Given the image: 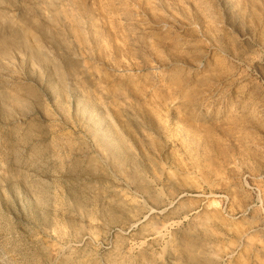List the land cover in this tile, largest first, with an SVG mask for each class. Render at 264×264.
Masks as SVG:
<instances>
[{"label": "rangeland", "instance_id": "1", "mask_svg": "<svg viewBox=\"0 0 264 264\" xmlns=\"http://www.w3.org/2000/svg\"><path fill=\"white\" fill-rule=\"evenodd\" d=\"M0 264H264V0H0Z\"/></svg>", "mask_w": 264, "mask_h": 264}, {"label": "bare ground", "instance_id": "2", "mask_svg": "<svg viewBox=\"0 0 264 264\" xmlns=\"http://www.w3.org/2000/svg\"><path fill=\"white\" fill-rule=\"evenodd\" d=\"M217 24V23H216ZM163 27V26H162ZM7 38V37H6ZM35 57H36V59L37 60H42V61H44V58L38 53V54H36L35 55ZM197 67V66H196ZM202 68V67H201ZM18 101V100H17ZM259 120V119H258ZM44 151V150H43ZM108 172V171H107ZM109 174V173H108ZM107 174V175H108ZM166 177V176H165ZM118 183V182H117ZM137 187H138V189L139 190H141L143 193H145V192H147L148 191V187L145 185V184H143V182L141 183L140 182V180H138V183H137ZM44 191V190H43ZM44 194V193H43ZM149 194V193H148ZM141 207V206H140ZM139 207V208H140ZM109 208V207H108ZM157 208H155V210H156ZM161 210V209H160ZM167 210V209H166ZM154 211V210H153ZM156 212V211H155ZM149 213V212H148ZM158 214V213H157ZM130 215V214H129ZM145 216V215H144ZM132 223V222H131ZM117 232V231H116ZM154 232V231H153ZM149 233H150V231H149ZM153 237V236H152ZM154 240H156V239H154ZM160 241V240H159ZM158 241V242H159ZM152 242H153V240H152Z\"/></svg>", "mask_w": 264, "mask_h": 264}]
</instances>
